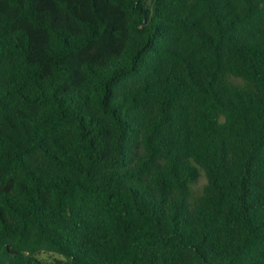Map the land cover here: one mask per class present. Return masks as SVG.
Segmentation results:
<instances>
[{"label": "trees", "instance_id": "trees-1", "mask_svg": "<svg viewBox=\"0 0 264 264\" xmlns=\"http://www.w3.org/2000/svg\"><path fill=\"white\" fill-rule=\"evenodd\" d=\"M0 264H264V0H0Z\"/></svg>", "mask_w": 264, "mask_h": 264}, {"label": "rangeland", "instance_id": "rangeland-1", "mask_svg": "<svg viewBox=\"0 0 264 264\" xmlns=\"http://www.w3.org/2000/svg\"><path fill=\"white\" fill-rule=\"evenodd\" d=\"M205 178H202V180L199 182V184L196 186V188L200 187L202 184H204ZM39 259L45 261V262H53L55 260L61 259L60 256L57 255H50V254H41L39 256Z\"/></svg>", "mask_w": 264, "mask_h": 264}]
</instances>
